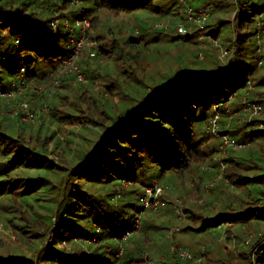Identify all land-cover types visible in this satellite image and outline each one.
<instances>
[{
    "label": "trees",
    "instance_id": "obj_1",
    "mask_svg": "<svg viewBox=\"0 0 264 264\" xmlns=\"http://www.w3.org/2000/svg\"><path fill=\"white\" fill-rule=\"evenodd\" d=\"M66 1L61 0L65 6ZM82 1V10L76 9V18H87L90 21V28L105 27L103 26L105 19L102 17L101 20L97 9H104L113 17L117 13L132 15L138 11H145L165 17L164 22L168 24V29L153 28L152 32L163 35V32L171 31L173 35L169 34V37L172 39L195 41L198 46V31H201L213 38L218 37L221 46L232 54L227 64L216 65L219 48L207 41L204 60L208 58L210 66L215 67L196 71L180 70L170 82L164 81L151 87L142 98L136 100L134 105L103 129L86 158L65 169L49 157L48 152L52 148L49 150L48 146L54 138L53 133L49 136H39L42 141L37 147L25 146L20 144L22 141L19 135H10L0 127V197L5 196L11 202L13 197L22 201L21 207L17 210L3 206L8 208L3 213L16 211L17 217L9 215L8 222L15 223L21 219L18 211L38 213L43 210L44 214L40 217L44 218L45 225H48L52 218L50 231L53 233V241H50V244L44 243L45 245L39 249L41 264H135L138 258V264H142L141 256L148 250L153 255L161 257L156 264L164 263L170 257L173 258L172 264H202L197 263L195 258H181L178 254L184 250L180 248L181 243L162 242V238L152 236L153 230L146 229L142 221L141 228L129 235L134 236V239L130 240L129 236L123 239L124 234L134 228L137 216L142 211H147L143 209L140 200L144 188L152 184V179L159 181L161 177L167 180L175 179L173 175L179 173L183 176L182 182L181 185L175 184L174 192L181 194L179 200L183 205L189 204L191 207L186 210L184 206V210L191 212L190 218L194 224L198 220L201 221L199 227H194L195 230L206 232L212 227L222 230L221 226L225 225L220 244L226 248L227 245L224 244L228 238L234 239L236 244L243 241L239 240L235 229L242 233L247 231L248 236L249 230L253 231L254 228V241L238 257L216 255L214 259L207 258L211 262L206 260L203 264H249L246 256L248 251L254 253L252 264H264L262 202L264 189L261 188L264 184V64L258 65L260 55L258 48L264 43L262 42L264 0H195L193 6L195 8L211 6L209 17L202 28L182 22L185 16L181 12L178 0ZM38 2L39 0H0V91H10V83L21 73V69L24 73L18 81L23 84L44 78L46 74H38L32 69L35 61L44 63L46 60H60V63L53 67L54 74L51 75L54 76L61 69V61L69 56V51L63 54L54 47L39 46L38 42L41 39L53 40L52 43H55L59 37L66 35L68 38V32H64L65 34L61 32L63 28L61 23L53 29L51 21L55 19L54 13L46 11ZM169 2L176 5L178 2L179 6L172 9L168 6ZM175 18L185 25L186 33L179 32L177 29L179 23L173 22ZM257 23H260L259 28ZM140 29V34L144 35L147 25L144 23ZM118 32L119 40L113 44L117 62L115 68L126 64L131 71L130 75L124 78L131 80V83H138L140 80L136 73H139V68L138 66L132 68L130 62L133 60L134 64L139 61L140 54L135 53L139 51L137 46L147 40L151 31H147L149 33L144 35L143 40L128 34L126 29L120 26ZM127 35L129 36L126 38ZM89 36L100 43L101 37L96 33L90 31ZM120 43L122 45L119 46ZM105 47L107 45L102 47L98 44L100 53H104ZM84 48L89 47L85 45ZM84 55L85 51L81 53V62L86 60ZM82 64L86 74L93 75L89 85L93 88L101 76L89 61H83ZM125 69L122 74L126 73ZM228 76L230 80L226 81ZM3 80H8L9 83L5 87H1L4 85ZM109 81L114 83L105 86L107 89L116 87L108 94L110 96L117 93L118 90L116 92L114 90L120 87L116 81L112 79ZM214 86L217 87L216 92L213 91ZM78 90L82 94L78 99L87 95L86 85L73 87L72 93ZM101 93L107 95L101 89L97 98H102ZM97 98L94 99L98 100ZM64 99H68V96ZM244 100L261 105L262 115L251 116L249 112L244 111L242 109ZM106 105L102 113L105 115ZM199 110L201 113L198 115ZM215 114H218V134H228L237 143H243L244 148L233 146L221 148V139L206 129L204 134L198 137L193 130V123L205 120L207 127L210 117ZM7 139L17 142L13 146L15 150L8 148ZM48 139L50 141H47ZM235 148L246 149V152L240 155L230 152V149ZM221 153L225 156H218L220 163L216 161L213 164L217 165L216 171L203 170L204 165L213 163V157ZM220 167L222 170L218 173ZM31 171L35 174H30ZM197 175L208 179L220 175L217 179L222 181L220 195L225 197L223 188L230 187L235 194H228L226 202L231 198L232 204L227 206L223 204L217 213L206 215L203 212L207 208L202 195L214 196L219 190L218 188L214 190V181L209 185L208 181L203 183L202 178L199 184L195 181ZM122 179L140 183V187L122 188L120 185ZM248 183L253 185L248 187ZM92 186L105 189L104 195L110 199L118 196V203H110L100 193H93ZM205 187L211 192L206 193ZM44 191H48L51 197L55 194L53 195L55 207L49 208L48 212L40 208L42 203L37 204L39 201H45L37 194ZM251 193L259 196H251ZM122 194L126 195L121 197ZM174 195L168 194L164 208L169 206L173 211L172 206L177 202ZM51 211L56 216L54 219L53 216L50 217ZM25 227L27 243L41 238L42 233L39 235L35 227L28 224ZM74 239L87 242L85 246L86 248L89 246V251L67 252L56 247L59 241L71 242ZM184 242L187 243V239ZM105 243L111 247L110 252L105 250ZM119 243L123 251L117 258L115 253L118 251ZM204 248L206 249L205 245ZM150 261L147 257L143 264H150ZM32 263L33 261L25 259L21 254L0 256V264Z\"/></svg>",
    "mask_w": 264,
    "mask_h": 264
},
{
    "label": "rangeland",
    "instance_id": "obj_2",
    "mask_svg": "<svg viewBox=\"0 0 264 264\" xmlns=\"http://www.w3.org/2000/svg\"><path fill=\"white\" fill-rule=\"evenodd\" d=\"M66 2L69 3L68 1ZM90 2H92V0H90ZM67 3L65 6L63 2H61V0H39L38 2L39 6H43L46 8V11L54 13L55 19L62 20L63 17H67L69 23H72L74 18H76V9L80 10L82 8L83 1L80 0L79 6H74L70 3L69 5ZM194 4L195 0L188 1V5H190L191 7H193ZM177 5L179 6L178 2ZM177 5L174 2L168 3V6L172 7V9H176ZM200 7L202 6H197V8ZM97 13H99V16H101V20L102 17L105 19L103 24V26L105 27L90 28L89 32H94L98 37H101L100 43L98 42V40L95 41V38H92V36H89L88 32L86 35V41L90 42L89 38H91L92 41H95V47L82 49V53H84L85 51L84 59H86L83 61H89L90 63H92L90 65L94 67V70H96L101 76V78L95 82V86L93 88L89 86L91 85L90 78L93 75L86 74V69L82 64L83 61L81 62L79 57V65L84 72L85 78L87 79V81L83 84L75 83L74 76L67 72L68 66L64 62L65 59L61 61L60 71H58L54 76L51 75L54 74L53 67L57 66L60 63V60L53 59V61L46 60L44 61V63H41L39 61H35L33 63L32 69H35L38 74H46L44 78L37 80V82L32 81L23 84L20 80L18 81V77L15 76L12 80V83H10V91H0V127L3 130L5 129V131L10 135H19L20 140L22 141L20 142V144L25 146L35 145L37 147L42 141L40 137L49 136L53 133L54 138L51 141L50 139L47 140L50 141V146H48V149L50 150L52 148V152L50 151L48 152V154H50L49 157L52 158V160L58 162V165H60L61 168L64 169L86 158V155L89 153V151H91L94 143L99 138L103 129H105L107 125L111 124L112 121L116 119L120 114L124 113L126 109L134 105L135 101L142 98L151 87L155 86L158 83H163L164 81L168 82L169 80L170 82L176 76V73L180 72V70L196 71L215 67L210 66V60L208 58L204 60V49L206 47L207 41L211 45L219 48V54L217 55L218 63L216 65H221L226 60L220 58L221 50L226 48H223L221 46L222 44L220 43L218 37L216 38L215 44L211 42L210 38H207L202 45L200 44V42H198L197 46L195 41L188 42L180 38L172 39L171 37H169V34L170 36L173 35L171 31L163 32V35L152 32L156 24L166 23L164 22L165 17L163 16L149 14L145 11H138L132 13V15L117 13L113 17L111 14L106 13L104 9H97ZM179 21L180 20L176 18L175 20H173L174 23H179ZM182 22L184 24L188 23L189 25H192L185 18L184 20H182ZM144 23L145 25H147V30L145 32L151 31V34L146 38L149 42L145 40L137 46V49L139 51L135 53H138V55L140 54L138 56L139 61L135 62L134 64L133 60L130 62V64H132V68L133 66H138L139 73L136 74L138 79L140 80L138 83H131V80H127L124 78L125 76L130 75L131 71L126 64H124L120 68H117L118 70L115 68V63L117 62L113 44L119 40V26L120 28H125L128 34H132L135 37L138 36L139 38H141V40H143L145 38L144 35L149 33L144 32V35L143 33L140 34V27ZM183 23L179 24H181L187 31ZM197 26L199 27V25ZM129 27L131 29H129ZM62 31L63 34H65L64 32H67L64 27L61 29V32ZM128 36L129 35H127L126 38ZM52 42L53 40L41 39L38 44L41 47H54L56 48L55 50H58L63 54L68 52L71 48L70 38L69 36L67 38L66 35L59 37L55 43ZM262 42H264V36ZM98 44H101L102 47L107 45V47H105L104 53H100ZM118 45L120 46L122 45V43ZM207 48H209V46ZM200 49L202 52V57H199ZM89 52L94 53L92 58L86 57V55L88 56ZM260 54L264 55V43L263 45L261 44ZM145 62H147V64ZM124 69L126 70V73L122 74L124 72ZM22 73H24V71ZM109 79L116 81L120 87L119 89L114 90V92L118 90L117 93L110 96L108 94H111L112 90L116 87L109 89L105 87L111 86L112 83H114L113 81H109ZM56 80L57 83H55ZM228 80H230L229 76L226 78V81ZM241 80L242 79H239V81ZM3 84L4 85H2L1 87L7 86L9 84L8 80H3ZM80 85H86L89 92H87V95L82 99H78L79 95H82L79 90L73 91L72 93V88L76 86L79 87ZM101 89L102 91H105L107 93V95L109 96L108 98L106 97L107 95H104L102 93V98H97V96L99 95V90ZM51 90H53V92H51ZM213 91H217L216 86L213 87ZM66 96H68V99H64V97ZM94 98H97L98 100H95ZM23 103L28 104L32 114L31 118H27V116L23 112L18 110L20 105ZM105 105L106 115L105 113L102 114ZM209 111L210 110H208V112ZM200 113L201 111L199 110L198 115ZM249 115H251V113ZM105 116L106 118L104 119ZM205 126V120L195 121L192 125L193 130L198 134V137L204 134V130L206 129ZM16 128L18 130L17 132L19 133L16 132ZM7 143L9 146L8 148L15 150L13 146L17 142L12 139H7ZM214 143H216L215 140ZM244 146L245 145L243 144V147L240 148H244ZM230 150V152L236 155H240L246 152V149L239 148ZM218 156L223 157L225 156V154L221 153L213 157V163L211 162L209 165H204L203 170L209 167V169H215L216 171L217 165L214 166L213 164L216 161L218 162V164L220 163ZM209 169H207V171ZM221 170L222 167L219 168L218 173H221ZM30 174H35V172L31 171ZM219 177L220 175H217L208 179L207 177H200L197 175L195 179V181H198L199 184H201L202 178L204 181L203 183H206L208 181L207 184H209L214 181V190L216 188H218L219 190V192L214 196L202 195L205 207L207 208V210L203 212H205L208 216L217 213V211L221 209V205L224 204L225 206H227L232 204L233 202V199L231 198L228 202H226V196L228 194H235L234 190H232L230 187L223 188L225 190V197L220 195V186L222 181L217 180ZM155 180L159 185L161 184L167 188L169 187V189H165L166 191L161 195L160 198L163 202V207L158 212L151 210L142 211L137 216V218L143 222V225H146V229L153 230L152 236L162 238V242L166 241L167 244L171 242L181 243L180 248H184V251L191 253L192 256L196 254V256H198L197 263L201 262L202 264L206 260L210 261L207 258L214 259L216 255L220 257L226 254L227 256L234 255L235 257H238L243 252V250L248 249L250 244H252V242L254 241V228L253 231H251L252 229L249 230L248 236L247 231L242 233L241 231L235 229L234 231L237 232L239 240H243V243L240 242L239 244H236L237 242L235 243L234 239L230 240L228 238L224 244L225 246L227 245L226 248L222 244H220L223 240L222 238L224 235L225 225L221 226L220 229L222 230H219L216 227H212L210 231L206 232H204V230H195L194 227H199L201 225V221L198 220V222L194 224V222L190 218L191 212L184 210V206L186 207V210L191 209L189 204L183 205L181 203V201L179 200L181 194L175 193L174 191L176 189L171 191V185L175 187V184L178 185V182L176 180L173 181V179L167 180V178L164 177L160 178L161 182L158 179ZM253 183H248L247 186L251 187ZM139 184L140 183L122 185V188H137L140 187ZM225 184L227 183L225 182ZM261 188L264 189V184ZM91 189L92 191H94L93 193H100L101 195L105 196L110 203H118V196L115 197L114 195H112L115 198L110 199V197L108 198V196L104 195V193L106 192L105 189H100V187L97 189L94 186H92ZM205 190L206 193L211 192L210 190L206 189V187ZM171 193L172 195L175 194L174 196L177 201L175 202V205L172 206L173 211L169 206L164 208L167 196ZM37 194L39 198L41 197L43 200H45L42 202L39 201L37 203H42L40 204V208L48 212L50 211L49 208L55 207L53 204V195L55 194H53L52 197L49 195L48 191ZM124 195L126 194H122L121 197H123ZM251 196L257 197L259 195L251 193ZM262 198V202L264 203V194ZM12 200L13 202L5 198V196L0 197V256H7L9 254H21L25 259L33 261L32 264H41V262L39 261L40 257L38 256V251L43 245H45L44 243L48 239L52 218L48 225H45L44 218L40 217L44 214L43 210H40L38 213H21L20 211H18V215H20L21 219L15 223H10L8 222V218L13 215L17 217L16 211L7 212V214L3 213V211L8 208L17 210L19 207H21L22 202L16 197H13ZM11 204L14 206L12 207ZM3 206H7L8 208H4ZM183 213L184 215H182ZM49 214H51L50 217L53 216V219L56 217L55 215H53V211L49 212ZM27 224L30 227H35V231H37L39 235L42 233L41 238H36L31 243H27V227H25L27 226ZM141 226L142 225H140V228ZM134 238L135 237L133 236L129 239L132 240ZM185 239H187V243L184 242ZM85 244L88 243L85 242L83 244V242L79 241L78 239H74L71 242L59 241L56 244V247H59L67 252L75 250L89 251V246H87L88 248H86ZM124 245L126 244L124 243ZM203 245L206 246V249H203ZM104 248L107 252L111 251V247L104 246ZM167 253L168 251L166 252V254ZM115 254L117 258L122 255V253L118 255V251ZM253 254V251H248L246 254L249 264L253 263ZM147 257H149V259L151 260L150 264H152V262H155L156 264L157 260L161 258L159 255H153V253L148 250V252H145V254L141 256L143 263L144 261L146 262ZM172 261L173 258L170 257L167 258L164 263L160 264H172ZM138 262L139 258L135 261V264H138Z\"/></svg>",
    "mask_w": 264,
    "mask_h": 264
},
{
    "label": "built area",
    "instance_id": "obj_3",
    "mask_svg": "<svg viewBox=\"0 0 264 264\" xmlns=\"http://www.w3.org/2000/svg\"><path fill=\"white\" fill-rule=\"evenodd\" d=\"M54 1H56V0H54ZM57 1H59V0H57ZM67 1L74 6H79V3H80V0H67ZM188 1L189 0H178L179 4L181 6L182 14L185 16L186 20L190 24H192V25L197 24V25H199V28H202L204 26V23L207 21V19L209 17V12H210L211 6L210 5H204L200 8H193L190 5H188ZM60 23L63 25V27L68 32V36L70 38V43H71V48L69 50V52H70L69 56L64 61L65 64H67V66H68L67 72L74 76L75 83L83 84L87 81V79L85 78L84 72L79 65V57H80V55L82 53V49L85 47V45H88L89 48L95 47L94 46L95 41L86 42V35L90 29V21L85 17H79V18H75L72 23H69V21L67 20V17H63L62 20L53 19L51 21V26L53 29H56L57 25ZM257 26L259 28L260 23H257ZM155 28L168 29V24L167 23H158L155 25ZM177 29L181 33L186 32V30L183 28V26L181 24H179L177 26ZM135 32H137V31H135ZM207 38H210L212 43H214V44L216 43V38H213L207 34L202 33L201 31H198V39H199V42L201 45L203 44V42ZM260 47L258 48L259 53H260ZM231 54H232V52L227 50V49L221 50L220 58L223 60L226 59L224 61V63L221 65H225L228 63V60H229ZM93 55H94L93 52H89L88 56L86 55V57L92 58ZM199 57H202L201 49L199 51ZM263 57H264V55H261V54L259 55L258 65L263 64V62H264ZM23 71L24 70L21 69V73L17 76L18 79L22 75ZM55 83H57V80L55 81ZM51 92H53V90H51ZM231 98H232V96H230V99ZM242 109L244 111L250 112L253 115H259L262 112L261 105L254 103V102H250V101H243ZM18 110L23 112L27 116V118L32 117V114H31V111H30L28 104H26V103L21 104L20 107L18 108ZM217 120H218V114H215L213 117H210V121L206 127V130L208 132L212 131L214 136L219 137L221 139V141H222L221 148L227 147V146H233V147H239V148L243 147V144L237 143L235 140L231 139L228 134H224V135L218 134V132H217L218 122H217ZM226 126H228V124H226ZM206 169H209V167H207ZM132 183L135 184V182H132V181H127V180H123V179L120 180L121 186L122 185H131ZM211 184L212 183H210L209 185H211ZM165 189L167 190V189H169V187L167 188L161 184L159 185L157 183V181L155 179H153L152 184L149 186H146L144 188L143 194L140 197L143 209L156 211V212L161 210V208L163 207V202L161 201L160 198H161V195L166 191ZM182 215H184V213ZM140 225H141V220L137 218L135 220V223H134V228L130 231H127L124 234L123 239H125L127 236L131 235V233H135L140 228ZM52 240H53V233L50 231V234H48V239H47V241H45V243L47 244ZM105 245H106V243H105ZM106 246L109 247V245H106ZM121 253H122V246L119 243L118 255ZM178 254L181 258H195V261L196 262L198 261V256H196V254H194V256H192L191 253L186 252L184 250L180 251ZM152 264H155V262H152Z\"/></svg>",
    "mask_w": 264,
    "mask_h": 264
},
{
    "label": "crops",
    "instance_id": "obj_4",
    "mask_svg": "<svg viewBox=\"0 0 264 264\" xmlns=\"http://www.w3.org/2000/svg\"><path fill=\"white\" fill-rule=\"evenodd\" d=\"M173 177H175V179H173V180H176L178 182V185H181L182 178H183L182 174L177 173V174H174ZM171 186H172L171 191H173L174 187H173V185H171Z\"/></svg>",
    "mask_w": 264,
    "mask_h": 264
}]
</instances>
